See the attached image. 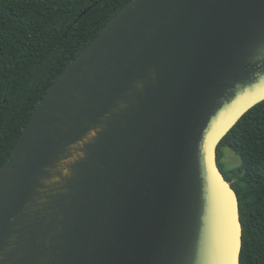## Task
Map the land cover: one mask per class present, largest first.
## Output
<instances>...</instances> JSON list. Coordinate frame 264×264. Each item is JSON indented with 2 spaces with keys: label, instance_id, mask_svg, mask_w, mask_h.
<instances>
[{
  "label": "water",
  "instance_id": "water-1",
  "mask_svg": "<svg viewBox=\"0 0 264 264\" xmlns=\"http://www.w3.org/2000/svg\"><path fill=\"white\" fill-rule=\"evenodd\" d=\"M262 101L264 0H131L0 168V264H240L217 147Z\"/></svg>",
  "mask_w": 264,
  "mask_h": 264
},
{
  "label": "trees",
  "instance_id": "trees-1",
  "mask_svg": "<svg viewBox=\"0 0 264 264\" xmlns=\"http://www.w3.org/2000/svg\"><path fill=\"white\" fill-rule=\"evenodd\" d=\"M130 1L0 0V168L58 75ZM220 147L240 158L235 174L221 169ZM216 159L239 201L240 264H264V101L222 138Z\"/></svg>",
  "mask_w": 264,
  "mask_h": 264
},
{
  "label": "rangeland",
  "instance_id": "rangeland-1",
  "mask_svg": "<svg viewBox=\"0 0 264 264\" xmlns=\"http://www.w3.org/2000/svg\"><path fill=\"white\" fill-rule=\"evenodd\" d=\"M221 151V169L227 174H235L240 166V158L228 147H220Z\"/></svg>",
  "mask_w": 264,
  "mask_h": 264
},
{
  "label": "bare ground",
  "instance_id": "bare-ground-1",
  "mask_svg": "<svg viewBox=\"0 0 264 264\" xmlns=\"http://www.w3.org/2000/svg\"><path fill=\"white\" fill-rule=\"evenodd\" d=\"M98 129H92L90 132H88L80 141L76 142L74 145H72L70 148L71 150L73 148H83L89 141H91L97 132ZM83 156V152L77 153L75 155H70L67 159H64L63 161H61L60 165L63 164H68V163H73L76 160H78L79 158H81ZM69 173V172H68ZM54 180V179H53Z\"/></svg>",
  "mask_w": 264,
  "mask_h": 264
}]
</instances>
